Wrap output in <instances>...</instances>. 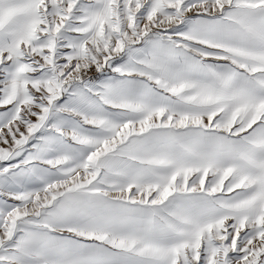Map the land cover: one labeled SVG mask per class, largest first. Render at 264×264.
I'll use <instances>...</instances> for the list:
<instances>
[{
  "label": "snow or ice",
  "instance_id": "snow-or-ice-1",
  "mask_svg": "<svg viewBox=\"0 0 264 264\" xmlns=\"http://www.w3.org/2000/svg\"><path fill=\"white\" fill-rule=\"evenodd\" d=\"M0 264H264V0H0Z\"/></svg>",
  "mask_w": 264,
  "mask_h": 264
}]
</instances>
